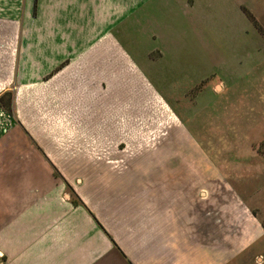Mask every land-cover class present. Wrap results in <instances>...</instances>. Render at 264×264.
I'll return each mask as SVG.
<instances>
[{
  "label": "crops",
  "instance_id": "obj_1",
  "mask_svg": "<svg viewBox=\"0 0 264 264\" xmlns=\"http://www.w3.org/2000/svg\"><path fill=\"white\" fill-rule=\"evenodd\" d=\"M154 1L1 0L26 12L0 20V99L14 89L23 127L0 108V264H249L251 253L264 264V226L238 184L242 173L219 175L198 144L178 145L171 158L101 160L116 170L98 177L96 204L86 195L87 177L65 176L83 188L77 193L85 207L71 203L51 163L84 165L74 155L57 164L38 144L40 136L115 134L122 96L132 94L122 78L132 75L171 106L166 89L184 73L163 45L181 31V19L194 30L224 25L227 52L252 57L244 72L259 87L264 0H163L170 10L161 32L138 19ZM171 107L183 126L189 115Z\"/></svg>",
  "mask_w": 264,
  "mask_h": 264
},
{
  "label": "rangeland",
  "instance_id": "obj_2",
  "mask_svg": "<svg viewBox=\"0 0 264 264\" xmlns=\"http://www.w3.org/2000/svg\"><path fill=\"white\" fill-rule=\"evenodd\" d=\"M162 1L155 0L148 5L149 8L141 12L142 15L138 16L140 21L147 20L148 27L155 32H161L169 26L166 20L170 9L165 8ZM1 3L0 0L1 21L2 16L15 15L18 10L20 14L25 15V7L9 9L1 7ZM147 11L152 14V19H146ZM191 14L192 12L189 15ZM180 22L181 31L174 33L175 35L167 41V45L163 46L169 48V50L165 49L170 64L179 65L184 73V79L175 83L174 89L167 88L166 93L175 110L181 109L186 117L189 115V119L181 121L185 133L172 107L165 104L141 77L136 81L135 76L132 75L130 81L127 77V80L122 78L121 87L123 90H131L132 94L131 97L122 96L126 100L122 98L121 118L119 121L116 120V126L117 124L119 126L115 134L77 137L40 136L37 137L38 140L41 139L39 143L31 136L27 137L33 145L40 144L46 147L50 155L53 154L55 157L53 161L57 164L65 163L74 155L75 164L84 165L57 167L50 162L54 175L63 181L65 194L75 207H85L77 193L82 192L83 188L80 189L78 184L67 181L65 176L87 177L86 195L96 204L98 177L103 175L104 171L106 175L112 176L116 170L111 167L113 165L100 167L101 160L107 162L139 160L146 159V155H152L154 160L161 159L164 155H169L171 158L176 155L177 152L173 150H176L178 145L198 144L204 149L203 159L213 162L218 167L219 175L232 178L242 173L238 179L242 184H238L260 209L261 212L256 207L252 212L263 224L264 79L259 87L249 86L247 72L244 70L249 65V58L252 57H248L242 51L234 54L227 52L226 41L222 35L224 25H217L216 29L212 26L211 30L210 25L198 23L194 30V23L189 20L181 19ZM172 26L177 27L178 23H173ZM213 34L217 38L213 37ZM176 51L178 57L174 56ZM121 74L123 77L126 75L125 72ZM118 84L120 85V82ZM133 84L137 85V88H131L130 85ZM217 84L223 86L222 91L215 90ZM106 87L108 90V80ZM13 90L12 88L0 99V108L15 117L16 104ZM107 113L116 115L113 107L108 108V103ZM15 120L17 121L16 117ZM17 123L22 127L18 121ZM121 169L126 171L129 168ZM254 251L257 254V251ZM253 258L254 254L251 253L249 264L258 263L257 257L254 260Z\"/></svg>",
  "mask_w": 264,
  "mask_h": 264
},
{
  "label": "trees",
  "instance_id": "obj_3",
  "mask_svg": "<svg viewBox=\"0 0 264 264\" xmlns=\"http://www.w3.org/2000/svg\"><path fill=\"white\" fill-rule=\"evenodd\" d=\"M263 226H264V222H263Z\"/></svg>",
  "mask_w": 264,
  "mask_h": 264
}]
</instances>
